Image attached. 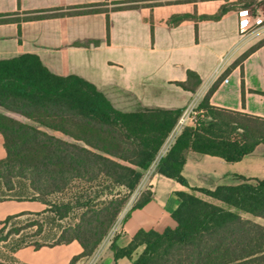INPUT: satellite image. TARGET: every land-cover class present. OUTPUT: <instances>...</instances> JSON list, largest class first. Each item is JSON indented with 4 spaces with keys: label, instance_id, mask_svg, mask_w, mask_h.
<instances>
[{
    "label": "trees",
    "instance_id": "obj_1",
    "mask_svg": "<svg viewBox=\"0 0 264 264\" xmlns=\"http://www.w3.org/2000/svg\"><path fill=\"white\" fill-rule=\"evenodd\" d=\"M193 1L198 0H130L117 8ZM98 10L90 6L71 13ZM226 10L222 7L216 15L202 18H217ZM193 76L189 71L188 80L179 84L190 88ZM215 88L216 83L197 105L196 121L183 127L157 163L161 175L186 187L182 170L188 150L236 162L264 145V117L212 106L209 99ZM0 107L25 119L0 112L6 150L0 159V187L11 192L17 185L26 186L29 200L46 206L42 212L58 230L52 243L26 246L38 250L79 242L82 251L68 264L94 254L184 112L163 107L119 110L93 83L78 75L57 74L31 53L0 59ZM238 178V184L212 190L190 188L226 207L178 191L180 204L171 215L174 226L162 232L141 229L125 248L112 242L115 259L132 258L144 246L131 264H264V225L243 216L264 219V178ZM150 196L146 192L135 206ZM34 224L42 232L44 226ZM3 230L0 264H28L14 255L21 244L1 251L2 242L20 229L2 236Z\"/></svg>",
    "mask_w": 264,
    "mask_h": 264
},
{
    "label": "crops",
    "instance_id": "obj_2",
    "mask_svg": "<svg viewBox=\"0 0 264 264\" xmlns=\"http://www.w3.org/2000/svg\"><path fill=\"white\" fill-rule=\"evenodd\" d=\"M125 1L130 0H0V59L35 54L53 72L78 75L93 83L122 111L182 108L190 116L216 83L209 99L212 106L264 117V25L241 34L234 9L217 18H202L219 13L223 0L117 8ZM90 6L100 10L71 13ZM55 12L62 14L34 18ZM189 71L196 76L190 78L187 89L179 83L188 80ZM0 112L24 119L1 107ZM169 147L144 172L94 254L79 264H131L144 246L132 258L115 259L112 242L125 248L141 229L162 232L174 226L171 215L180 204L178 191L219 204L190 188L235 185L241 182L239 175L264 178L263 144L236 162L188 150L182 170L186 187L157 171L158 160ZM5 157L0 133V159ZM146 192L151 193L149 200L135 206ZM25 249L54 254L30 263L20 257ZM81 251L79 242L73 240L38 250L23 247L14 255L28 264H68Z\"/></svg>",
    "mask_w": 264,
    "mask_h": 264
},
{
    "label": "rangeland",
    "instance_id": "obj_3",
    "mask_svg": "<svg viewBox=\"0 0 264 264\" xmlns=\"http://www.w3.org/2000/svg\"><path fill=\"white\" fill-rule=\"evenodd\" d=\"M223 7L225 9H234L239 11L243 8L250 9L253 13L264 12V0H223ZM181 119L183 122H179L176 128L172 131L170 136L166 139L162 149L171 145L174 142L175 137L181 132L183 127L190 123V118L183 114ZM25 121V119H23ZM59 135V134H57ZM161 149V150H162ZM26 186L17 185L14 191H7L0 187V229L3 228L2 236L13 229H20L18 234H10L7 241L2 242L1 251H7L11 247L18 244L23 247H27V243H45L50 244L54 240V234L58 231L54 228V224L48 223V214L43 213L42 209L46 207L41 203L33 200H29L30 196L26 190ZM23 192V196L19 194ZM221 203V202H220ZM219 205L226 207L225 204ZM244 217L249 218L264 225V219L252 215L243 214ZM7 217H11L7 220ZM33 223H41L44 227L42 232H38V225ZM33 248L32 246H30ZM34 249V248H33ZM54 252L45 251L37 252L32 249H25L20 253V257L24 258L28 262L32 263L38 260H42L44 255H53ZM48 256V258H49ZM46 258V259H48ZM45 260V258L43 259Z\"/></svg>",
    "mask_w": 264,
    "mask_h": 264
},
{
    "label": "built area",
    "instance_id": "obj_4",
    "mask_svg": "<svg viewBox=\"0 0 264 264\" xmlns=\"http://www.w3.org/2000/svg\"><path fill=\"white\" fill-rule=\"evenodd\" d=\"M237 12L239 15V32L241 34L247 33L251 30L256 29L257 27L264 25V12L253 13L250 9L247 8H243ZM223 80L226 82L228 80V77H225ZM189 114L190 116H188L187 114L186 115L188 116V118H190V122H195L197 118L196 116L198 114L196 109L191 110ZM179 122H183V119L180 118L178 123Z\"/></svg>",
    "mask_w": 264,
    "mask_h": 264
}]
</instances>
